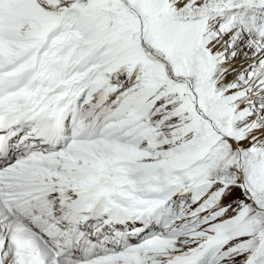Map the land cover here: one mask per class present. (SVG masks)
Masks as SVG:
<instances>
[{
	"label": "snow or ice",
	"instance_id": "snow-or-ice-1",
	"mask_svg": "<svg viewBox=\"0 0 264 264\" xmlns=\"http://www.w3.org/2000/svg\"><path fill=\"white\" fill-rule=\"evenodd\" d=\"M0 264H264V0H0Z\"/></svg>",
	"mask_w": 264,
	"mask_h": 264
}]
</instances>
